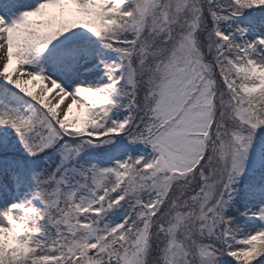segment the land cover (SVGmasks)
Returning a JSON list of instances; mask_svg holds the SVG:
<instances>
[{"label":"snow or ice","instance_id":"6c2138e0","mask_svg":"<svg viewBox=\"0 0 264 264\" xmlns=\"http://www.w3.org/2000/svg\"><path fill=\"white\" fill-rule=\"evenodd\" d=\"M0 264H264V0H0Z\"/></svg>","mask_w":264,"mask_h":264},{"label":"rangeland","instance_id":"374dc122","mask_svg":"<svg viewBox=\"0 0 264 264\" xmlns=\"http://www.w3.org/2000/svg\"><path fill=\"white\" fill-rule=\"evenodd\" d=\"M75 111V110H74Z\"/></svg>","mask_w":264,"mask_h":264}]
</instances>
